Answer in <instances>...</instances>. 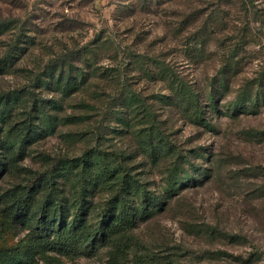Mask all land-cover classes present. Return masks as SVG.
Wrapping results in <instances>:
<instances>
[{"label":"rangeland","instance_id":"rangeland-1","mask_svg":"<svg viewBox=\"0 0 264 264\" xmlns=\"http://www.w3.org/2000/svg\"><path fill=\"white\" fill-rule=\"evenodd\" d=\"M0 21V207L59 159L26 212L132 218L60 264H264V0H0Z\"/></svg>","mask_w":264,"mask_h":264},{"label":"trees","instance_id":"trees-1","mask_svg":"<svg viewBox=\"0 0 264 264\" xmlns=\"http://www.w3.org/2000/svg\"><path fill=\"white\" fill-rule=\"evenodd\" d=\"M116 159L117 164L124 167L123 156L116 155ZM59 162V159H54L51 166L44 172L35 173L25 183L17 184L2 194L0 229L2 232H7L11 226L20 224L27 229V235L24 243L0 246V264H39L40 262L60 264L56 255L53 256L50 253L57 254L59 257L86 255L94 251L102 229L115 235L130 223L132 218L126 207H122L119 217L109 216L107 213L111 204L109 201L102 209L101 214L105 224L100 227H94L81 220L79 211L70 222L57 224L51 220L61 215L62 210L57 205L42 204L39 208L40 213L45 214L51 210L45 220L34 211L26 212L31 190L38 186L44 178L52 179ZM121 188L122 184H119L116 194L121 193ZM109 256L111 260H114L115 254L112 251Z\"/></svg>","mask_w":264,"mask_h":264}]
</instances>
